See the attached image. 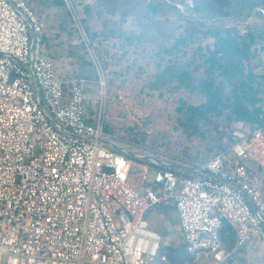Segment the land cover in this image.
Listing matches in <instances>:
<instances>
[{"label":"built area","instance_id":"obj_1","mask_svg":"<svg viewBox=\"0 0 264 264\" xmlns=\"http://www.w3.org/2000/svg\"><path fill=\"white\" fill-rule=\"evenodd\" d=\"M188 1L172 5L188 14ZM61 3L94 80L58 79L35 5L0 0V264L167 263L145 215L170 203L195 264H235L252 235L264 247V124L246 125L230 148L191 166L150 156L136 191L128 178L141 157L105 130V72L76 4ZM223 226L234 236L230 249Z\"/></svg>","mask_w":264,"mask_h":264},{"label":"trees","instance_id":"obj_2","mask_svg":"<svg viewBox=\"0 0 264 264\" xmlns=\"http://www.w3.org/2000/svg\"><path fill=\"white\" fill-rule=\"evenodd\" d=\"M170 2L187 5L189 1ZM190 2L192 7L185 14L165 0H94L92 6L87 5V13L95 18L103 16V23H110L114 28L101 37L90 30L88 24L84 27L101 63L103 53L108 50L104 41L123 34L121 22H113V15L135 16L141 33L128 38L149 39L156 45L154 57L158 69L149 87L159 93L181 90L197 99L196 103H187L179 98L177 124L188 140L208 138L212 142L210 149L218 152L236 143L237 133L246 125L264 124V59L261 57L264 14L258 10L264 9V0ZM238 25L244 26V33L239 31ZM43 39L44 43L49 39L45 29ZM78 63L81 65L73 68L74 77L89 79L88 70L93 66L90 58L87 68L82 61ZM105 130L110 131L107 120ZM170 207L176 212L173 204ZM223 232H227V238H222V242L230 249L234 243L233 233L226 226L221 228ZM182 245V242L176 246L164 244L161 252L168 262L158 263H195Z\"/></svg>","mask_w":264,"mask_h":264},{"label":"rangeland","instance_id":"obj_3","mask_svg":"<svg viewBox=\"0 0 264 264\" xmlns=\"http://www.w3.org/2000/svg\"><path fill=\"white\" fill-rule=\"evenodd\" d=\"M60 1L36 0L35 12L49 38L45 42V49L53 56L55 75L58 79H64L65 73L60 72L63 71V62L68 65L70 61L73 72L74 67L81 65L78 63L79 60L87 68L89 55L70 14L65 11ZM72 1L76 4V10L82 17L84 25L88 24L90 30H94L97 35L102 37L110 28H114L110 23L106 25L103 23V16L95 18L87 13V0ZM156 17L160 18V15L157 14ZM112 21L117 24L121 22L123 34L119 38L111 37L104 41L108 49L104 47L107 52L103 53L101 60L108 94L105 121L107 120L110 127L108 133L113 144L132 156L135 154L141 157L136 158L132 164L128 178L129 185L140 192L143 164L149 162L150 156H163L172 165L191 166L197 160L207 159L217 152L210 149L212 142L208 138L188 140L177 124L176 107L179 102L181 103L179 98H183V102L187 103H196L197 99L188 97L181 90L159 93L149 87V81L158 69L157 59L154 57L156 45L149 39L138 41L135 38H128L141 33L135 16L130 14L120 17L115 14ZM238 29L242 31L244 26L238 25ZM261 57L264 59V51L261 52ZM88 73L89 79L94 80L92 65ZM175 156L183 160L176 159ZM245 163L252 168L255 167L252 162ZM149 172H152L150 166ZM170 204L169 207L154 206L145 216L151 226L161 234L163 245L176 246L181 244L182 235L177 214L171 209ZM260 257H264V247L260 245L256 236L252 235L242 248L233 254V263L244 264Z\"/></svg>","mask_w":264,"mask_h":264},{"label":"crops","instance_id":"obj_4","mask_svg":"<svg viewBox=\"0 0 264 264\" xmlns=\"http://www.w3.org/2000/svg\"><path fill=\"white\" fill-rule=\"evenodd\" d=\"M30 3L32 4H36V0H29ZM44 2L47 1V2H50V0H43ZM94 0H87V5L90 6L91 4H93ZM62 4V3H61ZM59 27V26H58ZM72 65L70 63V61L68 62V65H66V63L63 62V71H60L62 73H65L63 76L64 79L66 78H70V77H74V74L72 72V69H71ZM169 207V206H167Z\"/></svg>","mask_w":264,"mask_h":264}]
</instances>
